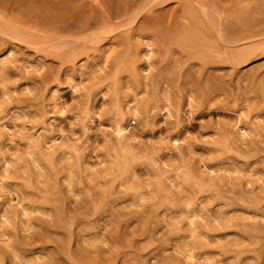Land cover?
Listing matches in <instances>:
<instances>
[{"label":"rangeland","instance_id":"rangeland-1","mask_svg":"<svg viewBox=\"0 0 264 264\" xmlns=\"http://www.w3.org/2000/svg\"><path fill=\"white\" fill-rule=\"evenodd\" d=\"M0 264H264V0H0Z\"/></svg>","mask_w":264,"mask_h":264},{"label":"bare ground","instance_id":"bare-ground-1","mask_svg":"<svg viewBox=\"0 0 264 264\" xmlns=\"http://www.w3.org/2000/svg\"><path fill=\"white\" fill-rule=\"evenodd\" d=\"M219 36V35H218ZM147 51V50H146ZM145 52V51H144ZM144 55H146V54H144ZM2 64V63H1ZM164 91V90H163ZM167 91V90H166ZM164 94V93H163ZM167 94V93H166ZM164 98V97H163ZM165 99V98H164ZM166 101V100H165ZM165 105H167V104H165ZM163 107H164V105H163ZM167 107V106H166ZM167 109V108H166ZM258 119V118H257ZM260 120V119H259ZM241 129V128H240ZM118 130H121V128L120 127H118ZM239 130V129H238ZM242 130V129H241ZM122 131V130H121ZM247 131V130H246ZM249 132V131H248ZM41 133V132H40ZM120 133V132H119ZM241 134V133H240ZM252 134V133H251ZM118 135V134H117ZM238 135V134H237ZM238 136H240V135H238ZM241 140H243V139H241ZM44 153H46V152H44ZM31 159V158H30ZM31 160H35V159H31ZM32 162V161H31ZM35 162V161H34ZM4 163V162H3ZM36 163V162H35ZM35 163H34V165H35ZM7 164V163H6ZM38 167V166H37ZM8 168V167H7ZM34 170H36V169H34ZM38 170H39V168H38ZM34 174H36V173H34ZM69 174V173H68ZM251 174V173H250ZM249 174V175H250ZM248 175V174H247ZM254 176H257V175H254ZM40 177H41V174H40ZM69 177V176H68ZM247 179V178H246ZM252 179V178H251ZM69 181V180H68ZM258 182V181H257ZM247 183V182H246ZM210 184H211V182H210ZM208 185L206 184V187H207ZM259 187H260V185H259ZM258 188V187H257ZM262 190H263V187H262ZM148 193V192H147ZM147 196H148V194H147ZM138 198V197H137ZM140 199V198H139ZM217 201V200H216ZM139 202V201H138ZM219 202V201H218ZM185 205H188V204H185ZM185 207V206H184ZM122 209H124V208H122ZM26 210V209H25ZM24 211V210H23ZM27 211V210H26ZM38 211V210H37ZM27 213V212H26ZM193 214V213H192ZM195 215V214H194ZM220 215V214H219ZM243 215H244V213H243ZM3 216V215H2ZM191 216V215H190ZM4 217H5V215H4ZM242 217V216H241ZM188 218H189V216H188ZM192 218V217H191ZM249 218V217H248ZM254 218V217H253ZM7 219V218H6ZM190 220V219H189ZM191 221V220H190ZM189 222V221H188ZM191 225V224H190ZM189 236H190V234H189ZM6 246V245H5ZM185 246V245H184ZM183 246V247H184ZM185 248H187V247H185ZM184 251H186V250H184ZM186 253V252H185ZM188 253V252H187ZM14 254V253H13ZM189 257V256H188ZM185 258V257H184ZM189 260H190V258H188ZM206 259V258H205ZM209 260H211L210 258H208ZM208 259H207V261L206 262H210V261H208ZM185 260V259H184ZM186 260H187V258H186ZM185 260V261H186ZM191 261V260H190ZM204 261V260H203ZM211 262H212V260H211Z\"/></svg>","mask_w":264,"mask_h":264}]
</instances>
